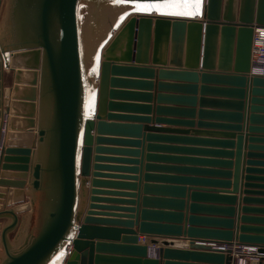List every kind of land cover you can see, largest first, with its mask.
<instances>
[{"label":"water","instance_id":"obj_1","mask_svg":"<svg viewBox=\"0 0 264 264\" xmlns=\"http://www.w3.org/2000/svg\"><path fill=\"white\" fill-rule=\"evenodd\" d=\"M92 1L100 5L122 4L129 11L120 22L110 28L108 39L99 51L98 74H92L98 82L96 108L93 115H86L88 85L80 9ZM2 2L0 0V10ZM161 2L162 0H11L12 40L10 45L0 44V61H9L15 74L14 87L5 90L0 73V219L10 218L11 222L5 227L0 222V250L3 248L6 256L4 259L0 253V264H54L63 252L66 255L64 264H88V258L91 260L93 257L95 247L98 251L97 262L122 260L132 264H161L162 258L166 261L165 264H182L179 261L187 259L191 263L186 264H237L231 250L193 245L190 241L154 238L149 235L153 234L151 232L154 229L173 230L179 236L213 239L227 245L257 247L258 256L253 259L252 264H264V229L254 226L264 222L261 217H256L264 214V200L252 199L253 196H264V193L255 194L251 189L241 190L242 175L240 176L242 149L246 139L253 144L250 145L251 150L264 151V146L255 145L264 144V129L258 126L260 122H264V117L256 115L258 112L264 113V76L252 73L254 29L264 27V0H202L199 15L193 17L162 15L155 10H137V5ZM111 31L116 33L112 35ZM92 40L95 44L96 35H93ZM171 44L175 55L169 57L166 55ZM89 51L91 53V48ZM1 66L0 62V70ZM200 79L203 93L229 96L230 100L214 102L235 107L236 111L227 116L240 121L244 120L245 115L244 125L200 123V129L192 131L193 123L178 121L179 126L187 129H153L151 133L157 131L189 137H161L151 134L150 139L215 144L222 148L208 150L153 144L149 149L165 153L150 155L149 158L165 163L150 165L148 168L172 172L166 178L177 181V185L173 186L181 187L170 188L184 196L190 193L193 198L206 197L228 202L231 207L206 205L203 208L226 211L230 214V219L191 216L188 217L190 227L188 225L186 229L181 226L143 223L141 232L146 235L144 246L138 245V238L133 239L134 243H130L132 245L94 241V236H100L101 232H111L109 227L100 228L102 222L118 223L126 228L123 229L124 234L135 235L131 229L134 223L129 221L132 217L127 215L131 213V209L116 208V205H123L126 198H132L133 195L123 191L100 193L96 189L100 184H107L102 183L100 178L123 181L133 178L127 175H101L100 163L112 159L100 156V153L108 151L100 148L95 149L97 155H94L95 141H111L100 136L113 132H134L137 137L141 136L142 126L126 124L123 120L128 117L118 113L119 110L128 108L119 101L133 96V93L116 91V88L145 86L150 90L149 93L140 95L149 100L152 99L156 85L158 100L179 99L181 97L171 91L187 90L194 94L190 100L196 102ZM40 82L42 120L41 127L35 133ZM11 93L12 100L3 101L10 108L2 113V97ZM45 107L50 108L49 122ZM145 108L150 112V107ZM249 108L251 115L248 122ZM10 111L12 117L8 127L14 133L7 136L6 144L9 149H5L3 128L5 114ZM158 112L173 110L159 108ZM136 119L141 122L149 120L145 117ZM214 127L229 133L223 139L211 141L197 138L203 132L202 129ZM95 129L97 137L93 135ZM246 130V136L232 134ZM191 132H194L193 137ZM111 142L129 143L123 140ZM132 144L141 145V141L137 140ZM32 148H37L36 152L44 154V158L38 163H31ZM255 157L264 159V155L251 152L250 166L259 164L252 159ZM3 163L11 165L3 167ZM249 172L257 171L249 169ZM251 178L253 177L248 180ZM28 179L32 191L30 202L24 203V199H21L11 204V209H5L8 188L20 192ZM90 182L93 189L88 191ZM249 184L251 183L246 187L252 188ZM241 193L242 198L239 200L237 196ZM100 194L108 197L100 199ZM244 194L246 197H243ZM237 200L244 203V206L236 209ZM100 202L104 205H100ZM184 203L182 200V204ZM251 203L262 205L253 207ZM199 207L192 204L190 211L194 212ZM100 216L107 219H100ZM178 216L180 220L183 219L182 213ZM196 222H221L227 226L224 230L196 228L193 227ZM10 234H14L12 239ZM150 244L160 246V249L149 251L147 246ZM13 246L17 250H13ZM120 247L136 254V258L100 257V250L103 248ZM189 247L191 248L188 249ZM88 248L90 252L87 251ZM157 256H160V260L151 259Z\"/></svg>","mask_w":264,"mask_h":264},{"label":"crops","instance_id":"obj_2","mask_svg":"<svg viewBox=\"0 0 264 264\" xmlns=\"http://www.w3.org/2000/svg\"><path fill=\"white\" fill-rule=\"evenodd\" d=\"M12 4L11 0H3L1 10H0V44L3 45H10L12 40V32H13V25H12ZM80 18H81V25L83 29V39L85 38L84 48L87 46L88 50L91 48V53L85 50V56H86V76H87V85H88V101L91 97L95 98L94 101V107L88 111V115H93V112H95L96 108V100H97V94H98V82L95 80V77H93L94 74H98V60L97 56L99 57V51L105 44L106 40L101 43L99 46H90V36L88 34L89 29V22L85 21V13H86V7L83 5L80 9ZM121 21V20H120ZM119 21V22H120ZM112 32V31H111ZM88 35V36H87ZM88 38V39H87ZM108 39V38H107ZM169 51L167 52V55L169 57H172L175 55V50L173 48V45L171 44L169 46ZM219 61V56L218 59ZM2 63L0 73L2 74V84L3 88L5 90H8L10 87L11 89L15 85V74L12 69V67L9 66V61H6L5 59H2L0 61ZM95 69V71H93ZM40 79V77H39ZM129 79V78H126ZM132 79V78H131ZM157 84V83H156ZM40 85L41 82L38 84V101H37V115H36V130L35 133L38 131V129L41 127L40 121L42 120V112H41V103H40ZM202 81L199 80V91L195 95L197 101L193 102L190 99L193 98L194 94L185 90H172L171 92H175L174 94L177 97H181L176 100H158V87L155 86L154 94H152V99L149 100L148 98L141 96L140 94L146 95L149 93V89L145 86H137V85H128L126 87H117L116 91H125L128 93H133V96L131 97H125L122 100L119 101V103L126 104L128 107L127 109L119 110V115H123L124 117H128L127 119H124L123 121L126 124L129 125H140L142 126V132L141 136L137 137L134 132H113L109 133L103 137L104 139H108L111 141H127L129 143H117V142H106L101 141L100 143L94 142V150L97 148L108 150L104 153H100V156L112 159L108 161L101 162V169L100 173L101 175H127L129 177H133L129 180H116V179H106V178H100V181L102 183L107 184H100V186L96 189L100 190V193L104 192H126L133 195L132 198H126V202L123 205H116V208L121 207H127L128 209H131V213L127 214L130 217H132L131 220L133 221V232L135 235L131 236L128 234L123 233V229H126L123 225H119L118 223H100V228H108L111 229L109 233L101 232L100 236H94V241H100L102 243H109L113 245H132L130 243H134L135 238H138V245H145V239L146 235L141 232L143 223H150V224H158V225H165V226H181L182 229H186V227L189 225L188 217L195 216V217H203L208 219H216V220H224V219H230V214L226 211H212L203 207L207 206H216V207H231L230 204L226 201H214L212 199L206 198V197H190V193H187L184 195L178 193L177 191L171 189L170 187H181V186H173L177 185L175 180L166 178L171 175L172 172L170 171H163L159 169H152L148 168L150 165H159L158 163H165L163 161L150 159V155H164L162 153H165L162 150H151L149 149L150 145H159V146H168L172 145L174 147H190V148H196V149H208V150H215L219 147L215 144H197V143H185L180 141H174V140H155L150 139L149 135L156 134L161 137H189V136H183L181 134H169V133H163V132H157L153 129H187L184 126H179L178 121H188L190 123H193L192 131L198 130V124L205 123V124H211V125H244V121L246 119V116L244 115V120H236L233 119L227 115L234 113L236 110L235 107L221 104L220 102H214V101H227L230 100L229 96H224L222 94L217 93H203L201 91L202 87ZM220 87V86H216ZM139 94V95H138ZM163 95H172V94H164ZM10 99L12 100V93L9 95H5L2 97V106L1 111L7 112V110L10 108V106H5L3 104V101ZM208 102H206V101ZM87 101V102H88ZM161 103V104H159ZM145 107H150L151 110L148 112V110ZM262 107V106H261ZM46 108V119L49 122L50 120V108ZM171 109L173 112H158V109ZM248 115L247 119L249 122V117L251 115V109H248ZM49 112V113H48ZM190 112H193L191 114ZM48 113V115H47ZM208 113V114H206ZM242 114L245 112H241ZM256 115H260L261 117H264V113H257ZM6 121H5V127L3 128L4 136H3V146L5 149H9V146L6 144L7 136L11 135L12 131H10L8 127L9 119L12 117V112L5 114ZM137 117H145L149 120L144 121H138ZM243 121V122H242ZM241 123V124H237ZM261 127V129H264V122H260L258 125ZM200 136H197V138L200 139H207V140H215V139H223L227 133V130H223L218 127L210 128V129H202ZM97 129L93 131V135L97 137ZM20 133V132H17ZM28 133V132H24ZM225 133V134H222ZM236 136H246L248 135V130L242 131V132H232V134ZM194 132H191L190 135L193 137ZM210 137V138H207ZM141 141V145L132 144L134 141ZM253 145L252 143L248 141V138L244 142V149H242L243 156L241 158L242 161V173H240V176L242 175V187L241 190L244 189V191H247V189H251V191L255 194H263L264 193V159L261 157H255L252 158L254 161H258V165L250 166V158L249 155L251 152H256L258 155H264V151H255L251 150L250 147ZM255 145H261L264 146V144H255ZM33 155L31 156V163H38L44 158V154L42 155V152H36L37 148H32ZM233 151H236L233 149ZM138 152V154H136ZM36 153V154H35ZM94 155L96 156V150L94 152ZM6 165L11 164H5L3 163V167ZM249 169H254L257 172L250 173ZM4 170V168H3ZM249 177L251 180L249 181ZM17 181V180H12ZM248 183H251L249 185H252V188H247L246 185ZM30 185V179L27 180V184L24 189H22L20 192L15 189L8 188V194L6 198V206L5 209H11L13 205L17 201H20L21 199H24V203L30 202L32 198V191L29 188ZM190 185V184H185ZM245 185V188L243 186ZM190 187V186H188ZM88 191L92 190V184L91 182L88 183L87 186ZM14 191V192H13ZM241 194H238L237 197H239V200L242 198ZM264 195V194H263ZM89 196V194H88ZM108 197L106 194H100V199ZM243 197H246V194L243 195ZM252 199H255V201L264 200V196H253ZM182 200L185 202L182 204ZM88 203L90 204L89 198ZM195 204L199 205V209H195L194 212L190 211V205ZM264 204V203H262ZM262 204L258 203H251L253 207H259ZM100 205H104L100 202ZM236 209H238L239 206H244V203L241 204L238 200L235 203ZM264 208V206H262ZM117 213V212H113ZM183 214V219L180 220L179 214ZM21 218V215H19ZM256 217H261L264 219V214L262 215H256ZM100 219L106 220L104 216H100ZM113 219V218H112ZM235 220H237V215L235 217ZM0 222L2 225L7 226L10 222V218H1ZM182 222V223H181ZM36 224V220L34 221V225ZM106 224V226H104ZM226 224L221 222H196L193 224V227L196 228H215L224 230L226 229ZM256 227H262L264 229V222H260V224H255ZM34 227V226H33ZM190 227V225L188 226ZM33 229V228H32ZM130 229V228H129ZM121 231V232H120ZM123 233V234H122ZM153 234L151 237L154 238H162V239H171V240H178V241H190L193 243V245H202L207 247H221L226 246V244H223L221 242H216L217 240L213 239H204L202 237H193L189 238L186 235H178V232L173 230H152ZM14 234H10V238L12 239ZM149 251L152 250H158L160 249V246L150 244L147 246ZM176 247V246H174ZM189 247L188 249H190ZM88 252H90V248H88ZM179 249V248H175ZM259 249V248H257ZM13 250H17L16 246H13ZM185 251V250H184ZM97 248H94V255L91 258H88L87 263L89 264H132L129 262H125L122 260H106V261H96L97 254ZM1 255L5 259V253L3 248L0 250ZM136 254L123 249V248H103L100 250V257L104 259H133L136 258ZM158 259L160 260V256L158 257H151V259ZM66 261V255L65 252H63L58 259L54 262V264H64ZM190 260H180L179 263L186 264L191 263ZM166 261L161 258V264H165Z\"/></svg>","mask_w":264,"mask_h":264},{"label":"built area","instance_id":"obj_3","mask_svg":"<svg viewBox=\"0 0 264 264\" xmlns=\"http://www.w3.org/2000/svg\"><path fill=\"white\" fill-rule=\"evenodd\" d=\"M252 73L264 76V27H255L252 50ZM224 250H231L237 264H252L258 256L257 247L238 244L221 246Z\"/></svg>","mask_w":264,"mask_h":264},{"label":"snow or ice","instance_id":"obj_4","mask_svg":"<svg viewBox=\"0 0 264 264\" xmlns=\"http://www.w3.org/2000/svg\"><path fill=\"white\" fill-rule=\"evenodd\" d=\"M202 0H162L157 4L137 5L140 12H151L153 10L160 12L162 15L188 16L193 17L199 15ZM99 57L97 56V60ZM95 71V69H93ZM95 98L91 97L86 105V109L90 111L94 107ZM86 111V115H87ZM79 157H77V164Z\"/></svg>","mask_w":264,"mask_h":264},{"label":"rangeland","instance_id":"obj_5","mask_svg":"<svg viewBox=\"0 0 264 264\" xmlns=\"http://www.w3.org/2000/svg\"><path fill=\"white\" fill-rule=\"evenodd\" d=\"M109 4H111V5H105V6H110V7L120 6V9H119V12L113 18L111 24L108 25L107 28H105V30H102L101 33H100V29L99 28L97 30H95L96 29L95 25H97L96 24V20H97L98 16L100 15V12L101 11L103 12L102 8H103L104 5H100L98 2H94V1H92L90 4L87 3V4L84 5L86 7V13H85V18L86 19H85V21L89 22V29L87 30L88 34L90 36V39L92 38V36H91L92 34L96 35V39H97L96 43L93 46L97 47V46L101 45V43H103L107 39L108 31L110 30V28L112 26H115L119 22V20L121 18H123V16L126 15L128 13V11H129L128 10L129 8L125 7L122 4H118V5L117 4L114 5L112 3H109ZM99 35H100V37H99ZM85 38L83 39V42H85ZM98 38H100V39L98 40ZM89 43H90V46H91V40L89 41ZM87 46H88V44H87ZM87 46L85 48H86V50L88 52H90L88 50Z\"/></svg>","mask_w":264,"mask_h":264},{"label":"bare ground","instance_id":"obj_6","mask_svg":"<svg viewBox=\"0 0 264 264\" xmlns=\"http://www.w3.org/2000/svg\"><path fill=\"white\" fill-rule=\"evenodd\" d=\"M105 5H111V4H104V6L102 8L103 12L102 11L100 12V15L98 16V18L96 20L97 25H95V27H96L95 30H97L99 28L100 33L102 32V30H105V28H107L108 25L111 24L113 18L119 12V9H120V6L110 7V6H105ZM114 5H116V4H114ZM115 33H116L115 31L113 33L111 32L112 35H114ZM91 36L93 37V34ZM90 40H91V44H94L92 38Z\"/></svg>","mask_w":264,"mask_h":264}]
</instances>
